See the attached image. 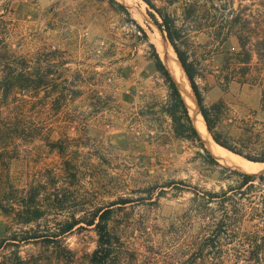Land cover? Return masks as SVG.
Listing matches in <instances>:
<instances>
[{"label":"trees","instance_id":"1","mask_svg":"<svg viewBox=\"0 0 264 264\" xmlns=\"http://www.w3.org/2000/svg\"><path fill=\"white\" fill-rule=\"evenodd\" d=\"M95 1L107 3L114 13L126 17L124 49L113 45L107 54L117 52L122 55L119 62L134 65L140 59L151 69L163 93L161 113L168 119L173 137L192 149V162L210 173L219 169L227 180L235 178L219 191L196 188L189 211L194 233L165 252H150L151 262L264 264V173L245 174L217 161L201 141L180 90L146 30L116 0ZM141 1L186 73L214 143L250 163L264 164V122L242 120L241 133L236 136L216 131L219 103L209 109L204 106L195 83L196 68L177 46L179 41H187L191 33L206 35L212 45L208 53L220 63L215 71L216 87L222 91L234 83L257 87L264 108V0H166L168 5L179 6L180 26L175 15L157 7L155 0ZM7 25L0 19V211L14 218L18 227L0 241V264H76V254L68 247L66 236L83 226L92 227L97 238L88 264H121L118 239L108 229L110 210L95 209L87 218L72 214L56 224L49 219L54 212L62 213L68 208L59 183L62 173L73 181L77 179L78 171L70 160L51 173L55 181L52 189L38 180L19 188L11 175L14 162L30 163L41 147L46 153L64 155L61 142L70 137L64 132L66 123L60 116L63 109L79 102L95 115L113 111L117 107L115 99L101 89L102 85L111 86V77L101 80L86 77L85 70H71L67 65L74 62L66 51L41 46L23 52L20 41L15 47L10 42L12 35ZM230 38L236 40L238 49L222 50ZM210 109L216 114L215 119ZM53 134L58 139H53ZM127 203L123 200L120 204ZM24 246H31L34 251L22 256Z\"/></svg>","mask_w":264,"mask_h":264},{"label":"rangeland","instance_id":"2","mask_svg":"<svg viewBox=\"0 0 264 264\" xmlns=\"http://www.w3.org/2000/svg\"><path fill=\"white\" fill-rule=\"evenodd\" d=\"M116 1L127 8L152 42L150 32L157 26L148 16L146 4L141 0ZM154 3L175 15L177 25H181L178 5H168L166 0ZM125 18L114 13L107 3L95 0H0V19L8 23L13 47L20 41L23 52L41 46L66 51L74 62L67 65L71 70H85L86 77L101 80L111 77V86L102 85L101 89L112 95L117 104L113 111L98 115L79 102L63 109L60 116L66 123L64 132L70 137L61 142L64 155L46 153L41 147L30 163L14 162L11 175L19 188L38 180L52 189L55 181L51 173L70 160L78 171L77 179L73 181L67 173H62L59 183L69 205L62 213L49 216L50 221L56 224L72 214L87 218L95 209L110 210L108 229L118 239L121 264H154L150 252L151 255L165 252L194 233L189 211L196 188L219 191L235 178L227 180L219 169L210 173L192 162V149L188 143L173 137L169 121L161 113L163 93L147 65L140 59L137 65L119 62L122 55L117 52L107 54L113 45L124 49ZM177 46L196 68L195 83L204 106L209 109L219 103L216 131L236 136L241 133L242 120L264 122L259 88L235 83L225 91L216 87L215 71L220 63L208 53L212 45L206 35L191 33L187 41L181 40ZM237 49L234 38L222 46L225 51ZM189 95L195 106L191 91ZM52 137L58 139L56 134ZM167 184L172 186L161 188ZM123 200L128 203L121 205ZM13 220L0 211V241L16 231L18 226ZM96 239L93 228L86 226L66 236L68 247L76 254V264H88ZM33 249L24 246L21 255Z\"/></svg>","mask_w":264,"mask_h":264},{"label":"bare ground","instance_id":"3","mask_svg":"<svg viewBox=\"0 0 264 264\" xmlns=\"http://www.w3.org/2000/svg\"><path fill=\"white\" fill-rule=\"evenodd\" d=\"M122 1V0H121ZM127 3V1H126ZM129 3V2H128ZM133 3V2H132ZM129 6V5H128ZM133 7V6H132ZM135 8V7H134ZM137 9V8H136ZM140 9V8H139ZM138 10V9H137ZM136 12V11H135ZM138 13V11H137ZM141 13V12H140ZM139 13V14H140ZM136 14V13H135ZM151 27V26H150ZM152 37V42L156 46L160 57L168 68L171 76L173 77L175 83L177 84L182 98L184 99L186 106L189 110L192 122L201 138V141L208 149V151L219 161L228 164L232 167L238 168L239 170L254 175L261 171H264V164L250 163L241 157H238L229 151L219 147L214 143V141L208 135L205 129L204 122L200 115V112L193 106L192 98L189 95L190 88L188 86L185 74L176 58V55L170 45L163 39L161 34L157 29H152L150 32ZM194 98V97H193ZM194 101V100H193ZM196 109V111H195Z\"/></svg>","mask_w":264,"mask_h":264},{"label":"water","instance_id":"4","mask_svg":"<svg viewBox=\"0 0 264 264\" xmlns=\"http://www.w3.org/2000/svg\"><path fill=\"white\" fill-rule=\"evenodd\" d=\"M175 55H176V54H175ZM176 58H177V56H176ZM177 60H178V58H177ZM178 62H179V60H178ZM179 64H180V62H179ZM164 65H165V64H164ZM180 66H181V64H180ZM181 68H182V66H181ZM182 70H183V68H182ZM183 72H184V70H183ZM169 73H170V72H169ZM184 74H185V77H186V79H187V82H188V86H189V88H190V91H191V93H192V95H193V97H194L195 103H196V105L198 106V103H197L196 97H195V95H194V93H193V90H192V88H191V85H190L189 79L187 78L185 72H184ZM198 109H199V106H198ZM199 112H200V109H199ZM200 115H201V113H200ZM201 117H202V115H201ZM202 120H203V122H204L203 117H202ZM204 125H205V122H204ZM205 127H206V125H205ZM206 130H207V128H206ZM207 131H208V130H207ZM212 140H213V139H212ZM246 161H248V160H246ZM253 163H255V162H253Z\"/></svg>","mask_w":264,"mask_h":264}]
</instances>
